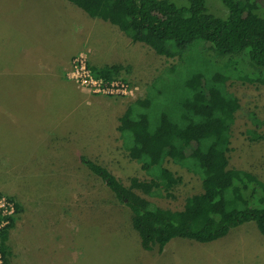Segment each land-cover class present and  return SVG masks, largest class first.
I'll return each instance as SVG.
<instances>
[{"label":"rangeland","instance_id":"rangeland-1","mask_svg":"<svg viewBox=\"0 0 264 264\" xmlns=\"http://www.w3.org/2000/svg\"><path fill=\"white\" fill-rule=\"evenodd\" d=\"M172 1L182 4L186 0ZM61 3L78 9L87 20L95 18L89 17L67 0H0V42L5 46L4 56L22 55V46L29 51L37 36L44 48L50 44L58 51L73 50L66 35L82 32L76 27L82 21L71 19L70 12L63 16ZM36 4H44L42 8L45 7L38 12V18L32 11ZM206 4L213 14L225 16L227 13L220 0H206ZM38 24L44 27L39 29ZM133 43L134 60L127 67L129 76L120 72L117 77L139 87L137 98L143 97L148 87L155 84L157 74L175 61L157 54L144 43ZM18 45L21 46L20 51ZM81 53L87 54L80 51L74 56ZM232 59L235 75L225 83L227 91L236 101L228 102L217 90L210 89L215 96L216 107L232 119L229 167L250 171L264 181V81L259 79L264 69L249 65L244 53L233 55ZM69 63L62 69L65 77ZM15 66L18 64L15 63ZM69 84L80 98L77 113L70 111L69 118H77L75 115H78V111L84 113L83 128L75 130L77 139L80 138L78 142L69 141L68 146L41 135L38 138H24L15 130L10 132L7 124L0 127V192L13 198L19 206L14 216L13 231H18L19 235L28 234L32 239L31 245L28 243L19 253L13 247V256L9 255L10 263L264 264V236L254 221L244 222L230 229L225 236L210 242L174 237L166 244L162 255L156 246L149 251L143 249L138 233L131 226L130 208L120 202L101 178L80 159L76 161L78 147L84 146L86 151L83 156L107 167L124 184L128 185L132 176L140 180L149 179L140 164L131 159L122 147L119 132L112 123L114 119L119 124V117L135 98L89 96V93L80 91L74 81L70 80ZM94 98L102 99V102L86 103L87 99ZM92 124L95 125L93 128L90 126ZM12 125L13 128L18 126L16 123ZM248 129H254L258 138L252 139ZM201 131V126L190 123L182 131V138H193ZM100 140L102 145L111 144L95 150L94 145H99ZM167 167L181 176L172 195L159 197L140 194L156 205L167 208L172 218L179 220L178 212L185 198L202 190L201 181L172 161L167 162Z\"/></svg>","mask_w":264,"mask_h":264},{"label":"trees","instance_id":"trees-1","mask_svg":"<svg viewBox=\"0 0 264 264\" xmlns=\"http://www.w3.org/2000/svg\"><path fill=\"white\" fill-rule=\"evenodd\" d=\"M67 1L175 61L157 74L143 97L127 104L117 126L122 147L149 179L132 176L126 185L104 165L80 157L130 208L131 226L141 247L151 250L156 246L160 253L174 237L210 242L248 221H254L264 236V181L250 171L229 167L232 119L216 107L210 92L213 88L226 101H236L225 83L235 75L233 55L244 53L249 65L264 69V0H220L227 9L225 16L210 12L206 0L182 4L172 0ZM122 66L90 69L96 76L112 79ZM261 76L264 81V72ZM190 123L198 124L202 131L183 139L182 131ZM247 132L252 139L258 138L254 129ZM168 161L201 181L202 190L185 198L179 220L140 194L172 195L181 176L167 167ZM16 209L18 212L17 204ZM13 223L14 217L1 232L6 264Z\"/></svg>","mask_w":264,"mask_h":264},{"label":"crops","instance_id":"crops-1","mask_svg":"<svg viewBox=\"0 0 264 264\" xmlns=\"http://www.w3.org/2000/svg\"><path fill=\"white\" fill-rule=\"evenodd\" d=\"M65 3H61L62 15L65 16L70 12L71 19L77 22L82 21L76 25L77 29L82 32L66 35L73 47L70 52L58 51L56 47H52L50 44L44 48L38 42L37 36L36 39L34 38V45L30 47L29 51H25L22 46V51L24 50L22 55L14 54L6 57L4 56L5 46L0 42V127H5L7 124L10 127L8 128L10 132L15 130L24 138L30 136L38 138L41 135V137H48L50 140L55 139L61 144L64 143L69 146V141L78 142L80 139H77V131L75 130L83 128L84 113L78 111V115H75L78 116L77 118H69L70 111L73 113L77 111L80 98L76 96L73 87H70V80L62 74V69L75 54L86 51L91 67L121 64L123 65L121 74L129 76L127 67H130L134 60V43L123 31L115 27L116 25L98 18L87 20L79 13L78 9L66 7ZM43 5L36 4L37 8L32 10L37 18L39 17L38 12H42V9L45 8H42ZM55 6L59 7L58 4ZM37 27L42 29L44 25L38 24ZM17 48L19 51L21 50L20 45ZM15 63L18 66H15ZM80 91L86 93L81 89ZM92 96L95 95L92 94ZM94 102L99 104L102 99L94 98L86 101L88 105H92ZM13 123L18 126L13 128ZM112 123L113 128L117 130L118 123L114 119ZM90 126L93 128L95 125ZM115 138L116 132L112 139L115 140ZM110 144L102 145V140H100L99 145H94L95 150L96 148H103V146L107 148ZM66 151L68 152V149ZM85 151L84 146L78 147L76 161L83 156ZM0 191L2 192V190ZM14 229L13 223L7 241L10 247V257L13 247L19 253L28 243L31 245L32 240L30 235H19L18 231H13ZM166 246L162 252H158L160 255L165 252ZM8 264H12L10 259H8Z\"/></svg>","mask_w":264,"mask_h":264},{"label":"built area","instance_id":"built-area-1","mask_svg":"<svg viewBox=\"0 0 264 264\" xmlns=\"http://www.w3.org/2000/svg\"><path fill=\"white\" fill-rule=\"evenodd\" d=\"M66 77L74 81L79 89L93 94L109 97H136L139 90L127 79L115 77L112 79H104L96 76L90 69L87 54H79L74 56L66 69ZM16 201L0 192V264H6L3 253L1 251V232L10 224V220L15 216Z\"/></svg>","mask_w":264,"mask_h":264}]
</instances>
